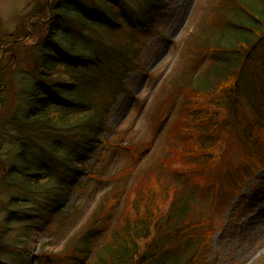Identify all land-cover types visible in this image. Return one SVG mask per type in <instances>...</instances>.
Masks as SVG:
<instances>
[{
  "label": "rangeland",
  "instance_id": "obj_1",
  "mask_svg": "<svg viewBox=\"0 0 264 264\" xmlns=\"http://www.w3.org/2000/svg\"><path fill=\"white\" fill-rule=\"evenodd\" d=\"M47 2L0 0V117L6 121L12 113L24 114V92L31 86V44L43 29L33 16L37 11L43 18L50 16L51 10L45 11ZM169 6L167 29L154 48L148 42L142 51V71L123 80L128 95L117 98L100 144L64 142L46 191L31 192L18 177L0 183V244L25 252L0 254V264H77L73 240L82 226L97 243L104 241L114 232L123 208L142 207L138 197L143 194L148 201L149 191L157 198L148 209L160 207L165 214L173 182L158 175L168 176L171 170L181 174L178 185L197 187L193 188L198 193L191 204V221L204 222L211 229L210 240L200 232L182 235L179 240L185 253L191 254L192 242L186 248L192 237L193 250L194 243H199L196 253L202 264H264V152L244 154L245 148L229 130L230 139L223 141V133L208 153L211 163L192 164L188 163L190 141L171 135L184 99L182 80L213 62L209 51L200 48H205L199 45L204 35L200 28L217 17L218 0H170ZM116 34L112 38L119 49L129 45L120 29ZM222 34L221 29L217 35L228 37ZM241 119L250 121L251 116L245 113ZM28 148V162L42 158L35 146ZM18 154L9 143L2 144L0 164L15 162L17 167ZM194 165L196 170H187ZM93 260V255L88 256L83 264Z\"/></svg>",
  "mask_w": 264,
  "mask_h": 264
},
{
  "label": "trees",
  "instance_id": "obj_2",
  "mask_svg": "<svg viewBox=\"0 0 264 264\" xmlns=\"http://www.w3.org/2000/svg\"><path fill=\"white\" fill-rule=\"evenodd\" d=\"M169 5L170 0H130L127 4L123 0H50L51 16L35 13L34 21L43 29L31 44V86L24 92L23 118L13 113L8 121L0 117V147L9 143L19 150L17 167L15 162L0 164V183L18 177L31 192L46 191L64 142L100 144L117 98L128 95L123 80L142 71V51L148 42L154 48L167 29ZM215 13V20L200 28L204 35L199 41L213 62L186 82L182 80L184 99L170 128L180 141H190L188 163L192 164L211 163L208 153L223 133V141L230 139L229 130L235 132L244 154L264 152V0H218ZM119 29L130 42L123 49L112 38ZM221 29L227 38L217 35ZM245 113L251 120L238 121ZM32 145L42 158L28 162L26 150ZM195 166L187 170H196ZM179 175L172 170L168 176L158 175L173 182L165 214L160 207L148 209L157 198L149 191L148 201L143 194L138 197L142 207L123 208L114 232L104 236V241L97 243L82 226L73 240L76 263L83 264L93 255L92 264H202L201 258L197 260L199 243H194L193 250V239H188L186 249L192 242L189 256L179 239L193 231L210 240L211 229L204 222L191 221V204L198 193L193 188L197 187L178 185ZM23 253L0 244V254Z\"/></svg>",
  "mask_w": 264,
  "mask_h": 264
},
{
  "label": "bare ground",
  "instance_id": "obj_3",
  "mask_svg": "<svg viewBox=\"0 0 264 264\" xmlns=\"http://www.w3.org/2000/svg\"><path fill=\"white\" fill-rule=\"evenodd\" d=\"M261 214L264 216V212H261ZM256 218H257V216L254 218V220L252 221V222H250V223H254L255 222V220H256ZM262 221H264V217H262V219H261Z\"/></svg>",
  "mask_w": 264,
  "mask_h": 264
}]
</instances>
